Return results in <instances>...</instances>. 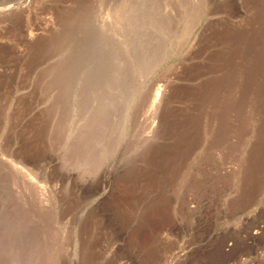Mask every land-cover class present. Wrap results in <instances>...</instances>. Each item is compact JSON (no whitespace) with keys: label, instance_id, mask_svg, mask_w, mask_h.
Instances as JSON below:
<instances>
[{"label":"rangeland","instance_id":"1","mask_svg":"<svg viewBox=\"0 0 264 264\" xmlns=\"http://www.w3.org/2000/svg\"><path fill=\"white\" fill-rule=\"evenodd\" d=\"M130 5L171 11L153 49ZM89 58L128 76L94 134L60 91ZM0 264H264V0H0Z\"/></svg>","mask_w":264,"mask_h":264},{"label":"bare ground","instance_id":"2","mask_svg":"<svg viewBox=\"0 0 264 264\" xmlns=\"http://www.w3.org/2000/svg\"><path fill=\"white\" fill-rule=\"evenodd\" d=\"M164 7H162L161 5H156L153 8L150 6L147 9V7L143 6V5H140V6L130 5L129 7L125 8L124 10L122 9L123 12L121 13V16H123L131 26L136 28V29L133 28V32H135V33H133V38L130 42L131 45H129L130 46L129 48H134L135 50H138L139 48H142V47H144V48H148V47L152 48L153 47V46H150L148 44L146 45L143 42L144 38L141 34L138 33L137 26H138V23L140 25V22L143 23L146 21L145 17H148L147 14H149V16L152 17V19H155L157 21L163 20L166 17V15L168 16V14H170L169 12H171V11L167 10L166 8L164 9ZM129 31H130V29H129ZM110 37H112V35ZM101 38L102 37H100V36L98 37L97 41L95 42V45L99 46L98 43H99V41H101ZM124 47L126 50L128 49L127 46H124ZM157 47L155 48V50L145 51V53L143 52V54H142V52L137 51V55L139 58V59L137 58V60H139L138 61V63H139V65H138L139 66V69H138L139 72L138 73L139 74L140 73L144 74V72L146 73V70L148 69V67L150 65H154L158 62L157 60H159V58H160L158 56H161V52H160V50L157 49ZM75 54H76V51H75ZM68 57H70V55H68ZM111 59L112 58H110V62H111ZM116 60L117 59H112L113 63L116 64V65L114 64L113 68L106 69V70H109L106 77H101V73H97L95 71L96 69L93 67V65L92 66L89 65V63H92L91 58H89V60L86 59V61L85 60L81 61V62H84L83 68L80 66L78 68L77 67H75V68L71 67L72 69L69 68L68 74L70 75V77L68 75L67 76H68V78L71 79V81L68 82L66 84V86H63V88L61 87V89H60V91L61 90L63 91L65 99L68 98V100L70 102H72V104H73V108H72L73 112H71V110L69 111V109H71V108L67 109L68 106L66 107V109L68 110L67 111L65 109L64 105H62L63 106L62 110H65V112L67 111V113L71 112L72 114L71 115L69 114L68 117L70 116V118H71L72 116H74L71 119L75 123V126H78L80 124L82 129H83V127H85L87 129L86 131L89 132L88 134H91L90 132H92V130H93V134H94L95 133L94 129H96L97 127H99L100 129H103V128L105 129L107 127V125L110 124V122H111V124L113 123V125L115 124L116 126H121V123H123V125L125 123L124 119H125V116L128 115L127 113H128V107H129L127 100H129V99H127V96H125V94L123 92V87H124V80L128 76L126 74H124L123 66L120 63L117 64ZM81 62H79V63H81ZM106 62L107 61L104 57L101 64H106ZM68 63L70 64V62H68ZM109 64H111V63H109ZM67 66H69V65H67ZM62 69H60V70L62 71ZM64 71H65L64 73H67L65 69H64ZM61 74H63V73H61ZM63 76H64V74H63ZM65 76H66V74H65ZM65 76L62 79H65L67 77V76L66 77ZM64 82L65 81H63L61 83H64ZM63 94L61 96H63ZM68 100H67V102H68ZM75 104L79 105V108H80L79 112L76 111V107H75L76 105ZM62 113H64V111ZM67 113H64V115L65 114L67 115ZM65 118H64V120H65ZM120 118H122V119H120ZM87 119H88V121H87ZM108 120H111V121L109 122ZM67 121H68V118H67ZM69 121H71V120H69ZM104 122H106L105 127L103 124ZM89 123L91 124L90 126L96 125L97 127H94V128L90 127L88 129ZM151 124L155 125V123H151ZM154 125H150L149 127L152 128V126H154ZM120 128L121 127H118V129H120ZM153 128H155V127H153ZM75 129H76V127H75ZM75 129H74V132H77ZM107 129H108V127H107ZM83 131L85 132V130H83ZM74 132H70V133L73 134ZM88 134L86 132V135H88ZM98 136H99V134H98ZM99 138H100V136L98 137V139ZM93 142H94V140H93ZM102 143H103V140H102ZM103 153H104V151H103ZM102 157H104V156H102ZM26 178L28 179L29 184L35 185L34 181H32L30 177L28 178L26 175Z\"/></svg>","mask_w":264,"mask_h":264}]
</instances>
